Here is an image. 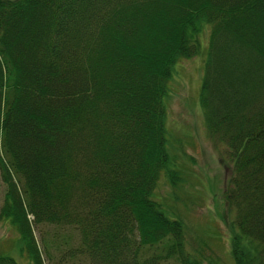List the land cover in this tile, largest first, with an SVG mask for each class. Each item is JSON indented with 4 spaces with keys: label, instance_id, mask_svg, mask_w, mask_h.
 Masks as SVG:
<instances>
[{
    "label": "trees",
    "instance_id": "16d2710c",
    "mask_svg": "<svg viewBox=\"0 0 264 264\" xmlns=\"http://www.w3.org/2000/svg\"><path fill=\"white\" fill-rule=\"evenodd\" d=\"M206 30L200 105L234 167L233 256L264 264V0H0V216L31 264H201L154 193L174 172V67Z\"/></svg>",
    "mask_w": 264,
    "mask_h": 264
},
{
    "label": "rangeland",
    "instance_id": "374dc122",
    "mask_svg": "<svg viewBox=\"0 0 264 264\" xmlns=\"http://www.w3.org/2000/svg\"><path fill=\"white\" fill-rule=\"evenodd\" d=\"M209 35V30L202 34L198 56L181 60L174 67L166 103L168 149L174 172L162 176L154 196L168 216L185 223L186 250L192 257L201 264H236L232 249L235 212L224 197L234 167H228L232 163L227 158L229 151L211 138L200 105ZM6 194L0 170V213ZM30 218L47 263L41 238L46 226L36 227ZM0 252L13 256L19 264H31L17 229L1 216Z\"/></svg>",
    "mask_w": 264,
    "mask_h": 264
}]
</instances>
